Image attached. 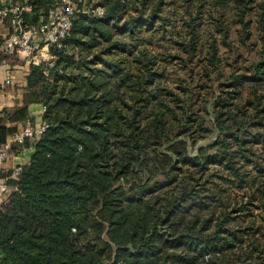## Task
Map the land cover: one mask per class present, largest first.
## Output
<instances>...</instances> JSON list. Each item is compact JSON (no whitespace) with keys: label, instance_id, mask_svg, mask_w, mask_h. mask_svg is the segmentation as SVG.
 Segmentation results:
<instances>
[{"label":"trees","instance_id":"16d2710c","mask_svg":"<svg viewBox=\"0 0 264 264\" xmlns=\"http://www.w3.org/2000/svg\"><path fill=\"white\" fill-rule=\"evenodd\" d=\"M49 1H24L26 21L44 20ZM232 23L240 41L255 34L258 60L195 105L167 65L180 50L220 61ZM49 51L51 64H28L24 104L5 118L0 105V144L22 126L5 119L28 118L30 102L45 122L0 200V264H264V229L247 237L240 224L264 192L234 165L264 150V0H77ZM197 129L216 130L214 154L190 152ZM229 176L244 204L219 185Z\"/></svg>","mask_w":264,"mask_h":264},{"label":"rangeland","instance_id":"374dc122","mask_svg":"<svg viewBox=\"0 0 264 264\" xmlns=\"http://www.w3.org/2000/svg\"><path fill=\"white\" fill-rule=\"evenodd\" d=\"M206 24H204L206 28H210L211 18L204 14ZM238 24L232 23L230 24L229 35L227 39V44H220L217 50V57H219L220 61H215L211 63L207 60L206 57H202V55H193L186 54L183 51H178L180 57L174 58L167 65V70L170 71V77H168V84L171 88L179 91L181 95L184 94V99L189 98V95L183 93V87L187 86V90L197 92L193 95L191 94V98L193 102H196L195 105L202 106L203 104H207L212 98V95H215L217 91L221 88L225 89V87H229L228 83L230 82V76L232 73L237 72H249L248 68H250L253 62L258 60L259 54L258 49L260 43H255L253 41V37H244L243 41H240V27ZM245 35V34H243ZM217 37H220L218 33H216ZM170 52H174L177 48L170 47ZM239 54V55H238ZM238 55V56H237ZM237 56V58H235ZM212 71L211 75L208 76L207 73ZM224 84L222 87L220 85ZM203 117L205 118L204 126H211L210 119L208 117V113L205 111H201ZM186 136V135H185ZM185 136L181 137L184 138ZM218 134L214 129H197L191 133V137L188 138L189 142V150L193 151L197 146L203 145L210 154H214L215 151L213 148H209L208 144H211L213 147L216 146L215 141L218 140ZM191 138H195L194 142L191 141ZM232 150L229 149V152ZM249 160H252L253 163L242 161L238 159L234 162L235 166H238L241 171L249 173L248 176L255 177L257 184L254 188H256V194H260L264 192V176L260 175L258 172L255 173L254 167L255 165L260 166L264 170V150L253 149L252 153L249 152ZM211 168H217L216 165H209ZM253 168V169H251ZM225 174V173H224ZM264 174V172H262ZM232 177L229 176V179H225L223 181L218 180L219 185L222 186L225 192H233L236 190L238 199L241 203L244 204L248 201L249 192L247 191L246 195H243L245 190L237 188L236 186H232L230 180ZM261 201L256 202L257 207L252 205H246L245 210L242 211L244 221H241V226L247 228V237H249L252 232L250 228L259 227L264 229V196L263 193L260 197ZM254 205V204H253ZM236 206V205H235ZM239 206V205H237ZM249 208V209H247ZM247 209V210H246ZM234 214V213H233ZM250 227V228H249Z\"/></svg>","mask_w":264,"mask_h":264},{"label":"built area","instance_id":"2783aa9c","mask_svg":"<svg viewBox=\"0 0 264 264\" xmlns=\"http://www.w3.org/2000/svg\"><path fill=\"white\" fill-rule=\"evenodd\" d=\"M30 6L24 1L4 0L0 2V21L5 20L8 32L0 39V50L6 53L21 54L27 64L40 62L52 63L53 55L49 46L58 44L65 37L72 25V19L77 10V0H50L46 5L45 19L38 23H28L25 13ZM93 12L100 14L101 6H96ZM5 82H11L10 74H7ZM45 129L42 120L35 128L32 120L26 118L22 126L4 142L0 144V162L4 161L13 145L24 144L26 140H33L37 134ZM7 190V182L0 177V200Z\"/></svg>","mask_w":264,"mask_h":264},{"label":"crops","instance_id":"0c3cea01","mask_svg":"<svg viewBox=\"0 0 264 264\" xmlns=\"http://www.w3.org/2000/svg\"><path fill=\"white\" fill-rule=\"evenodd\" d=\"M4 0H0L2 2ZM26 1V0H19ZM8 32L7 22L5 20L0 21V39ZM28 64L25 58L18 53H6L0 50V105L7 102L8 117L15 106L19 107L24 104V97L26 91V74L28 72ZM7 74L11 75L12 81L5 82L4 79ZM3 94H9V97L3 96ZM43 105L39 102H30L27 105V115L37 128L42 121ZM23 121L11 122L5 119V124H16L20 127ZM34 150L33 140L28 139L24 144L13 145L10 149L7 158L0 162V177L4 178L7 182L9 176L16 174L20 168L27 164ZM12 187L8 184L7 190L3 195V198L7 195Z\"/></svg>","mask_w":264,"mask_h":264}]
</instances>
